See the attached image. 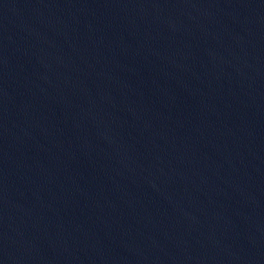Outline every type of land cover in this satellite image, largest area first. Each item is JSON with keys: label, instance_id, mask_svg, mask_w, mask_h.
Instances as JSON below:
<instances>
[{"label": "water", "instance_id": "water-1", "mask_svg": "<svg viewBox=\"0 0 264 264\" xmlns=\"http://www.w3.org/2000/svg\"><path fill=\"white\" fill-rule=\"evenodd\" d=\"M0 264H264V0H0Z\"/></svg>", "mask_w": 264, "mask_h": 264}]
</instances>
